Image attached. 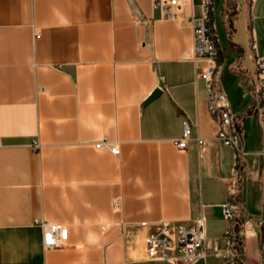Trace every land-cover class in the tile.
I'll return each mask as SVG.
<instances>
[{"label": "crops", "instance_id": "0c3cea01", "mask_svg": "<svg viewBox=\"0 0 264 264\" xmlns=\"http://www.w3.org/2000/svg\"><path fill=\"white\" fill-rule=\"evenodd\" d=\"M198 4L169 19L152 0H0V264H173L148 259L147 223L203 211L208 243L223 249L219 204L231 199L250 221L236 226L234 264H264V123L247 112L264 0L209 5L215 81L246 151L235 197L233 150L216 139L197 66L183 58ZM104 137L117 154L95 148ZM40 219L65 225V243L45 248Z\"/></svg>", "mask_w": 264, "mask_h": 264}, {"label": "built area", "instance_id": "2783aa9c", "mask_svg": "<svg viewBox=\"0 0 264 264\" xmlns=\"http://www.w3.org/2000/svg\"><path fill=\"white\" fill-rule=\"evenodd\" d=\"M211 0H199L200 13L191 12L189 23L192 26L193 44L190 50L183 52V58L191 59L197 66L196 76L203 81L205 87V98L207 99V110L211 115L216 132V139L233 150V164L230 176L226 181V190L230 196H236L239 183V166L243 163L246 155L243 144V130L240 125L238 114L230 110V101L225 92L216 84L215 68L217 49L213 41L209 26V12ZM193 0H152V8L158 9L161 18H175L186 7H191ZM252 48L254 54L255 70L249 73L252 85L249 89L248 113L257 111L260 113L264 123V57L255 51L254 43ZM200 63L199 65H197ZM182 135L176 139V146L186 148L190 139L191 131L189 125L184 122ZM198 146H204L206 140L202 137L196 138ZM95 148H106L112 154H117L119 148L107 138H101L94 143ZM264 154V147L262 150ZM221 206L222 218L228 222L224 232L225 245L219 249L215 243H208L205 236V215L201 211L188 223L183 220H161L147 223L148 233L145 236V253L148 259L167 260L173 264H194L199 259H206L210 254L228 257L226 264H234L239 257L235 251L239 231L237 225L249 223L239 218L241 205L235 199L223 201ZM261 222L264 223V211ZM41 228L42 243L45 248H54L64 244L68 236V228L59 223L44 219L35 220Z\"/></svg>", "mask_w": 264, "mask_h": 264}, {"label": "water", "instance_id": "95a60500", "mask_svg": "<svg viewBox=\"0 0 264 264\" xmlns=\"http://www.w3.org/2000/svg\"><path fill=\"white\" fill-rule=\"evenodd\" d=\"M160 92V88H155L145 99L143 102L147 103L150 99L154 98L155 96L158 95Z\"/></svg>", "mask_w": 264, "mask_h": 264}, {"label": "rangeland", "instance_id": "374dc122", "mask_svg": "<svg viewBox=\"0 0 264 264\" xmlns=\"http://www.w3.org/2000/svg\"><path fill=\"white\" fill-rule=\"evenodd\" d=\"M199 2V0H194V3L197 4ZM198 12H199V9H198Z\"/></svg>", "mask_w": 264, "mask_h": 264}]
</instances>
